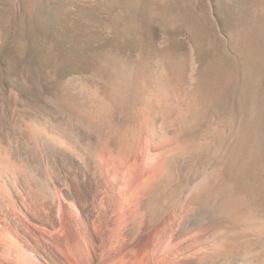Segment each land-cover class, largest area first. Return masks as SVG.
Segmentation results:
<instances>
[{"label": "rangeland", "instance_id": "374dc122", "mask_svg": "<svg viewBox=\"0 0 264 264\" xmlns=\"http://www.w3.org/2000/svg\"><path fill=\"white\" fill-rule=\"evenodd\" d=\"M144 129L185 148L170 193L206 178L264 219V0H0L2 169L41 179Z\"/></svg>", "mask_w": 264, "mask_h": 264}, {"label": "bare ground", "instance_id": "6f19581e", "mask_svg": "<svg viewBox=\"0 0 264 264\" xmlns=\"http://www.w3.org/2000/svg\"><path fill=\"white\" fill-rule=\"evenodd\" d=\"M161 133L134 132L132 144L122 133L119 152L62 160L41 179L0 167V264H264V219L243 193L206 178L170 193L185 148Z\"/></svg>", "mask_w": 264, "mask_h": 264}]
</instances>
